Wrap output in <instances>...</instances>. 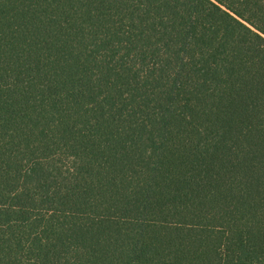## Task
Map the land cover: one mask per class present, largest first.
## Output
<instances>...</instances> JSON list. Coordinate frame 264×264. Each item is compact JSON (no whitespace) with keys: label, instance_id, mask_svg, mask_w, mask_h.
Segmentation results:
<instances>
[{"label":"trees","instance_id":"1","mask_svg":"<svg viewBox=\"0 0 264 264\" xmlns=\"http://www.w3.org/2000/svg\"><path fill=\"white\" fill-rule=\"evenodd\" d=\"M0 264H264V0H0Z\"/></svg>","mask_w":264,"mask_h":264}]
</instances>
